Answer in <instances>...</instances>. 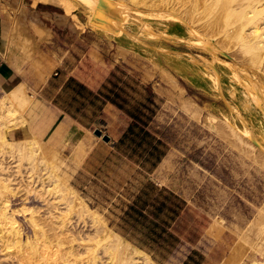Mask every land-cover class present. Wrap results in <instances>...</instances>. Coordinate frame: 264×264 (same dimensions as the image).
Returning <instances> with one entry per match:
<instances>
[{"label": "rangeland", "instance_id": "374dc122", "mask_svg": "<svg viewBox=\"0 0 264 264\" xmlns=\"http://www.w3.org/2000/svg\"><path fill=\"white\" fill-rule=\"evenodd\" d=\"M183 1L95 0V6H91L72 0L74 8L61 11L62 17L73 16L79 32L85 27L88 32L81 37L56 32L60 56L89 55L87 71L108 75L104 82L115 83L110 94L120 108H105L97 118H91L101 120V127L97 123L94 127L107 135L109 142L94 136L91 128L83 137L87 138L85 147L79 143L73 148L68 141L63 142L65 138L61 148L49 147L62 163V178L90 210L103 218L107 229L142 250L156 264H251L254 257L261 263V256L250 245L255 236L245 231L256 218L258 221L264 217V213L258 214L264 204V167L258 163V168L254 161V155L261 151L258 142L264 137V109L245 100L242 80L238 83L233 76L236 69L248 68L232 59L228 50L212 43L210 35L206 38L203 34L205 38L201 36L200 40L189 35L184 23L161 16L168 9L181 10ZM100 3L112 20L97 13ZM108 6H115L119 15ZM26 20L22 13L10 19L14 25L11 54L31 74L23 77L22 84L35 106L30 114L43 116L51 110H37L36 102L52 96L39 93L47 76L43 51L52 47L31 18L30 24L40 38L27 34ZM207 39L211 45L206 44ZM53 57L56 59V55ZM227 63L232 66L228 64L227 68ZM213 71L218 73L217 87ZM250 71L264 84L263 75ZM1 91L0 97L4 93ZM211 116L222 123L226 119L219 129L229 123L237 131L242 130L246 122V128L256 135L257 142L248 141L253 152L240 155L241 148L229 135L226 137L229 128H225L227 132L222 129L225 135L215 131L208 118ZM132 120L135 122L130 123ZM12 151L0 153V159L4 156L0 163L6 167L13 187L18 188L23 179L16 173L17 163L12 164L16 162ZM18 191L10 198L8 208L22 233L27 234L43 214L46 217L48 207L33 194L25 196L21 189ZM162 203L164 206L159 207ZM76 216L69 224L76 241L93 238L95 235H90L100 227L96 224L95 228L85 214ZM240 234L250 237L248 243L246 236L240 240Z\"/></svg>", "mask_w": 264, "mask_h": 264}, {"label": "bare ground", "instance_id": "6f19581e", "mask_svg": "<svg viewBox=\"0 0 264 264\" xmlns=\"http://www.w3.org/2000/svg\"><path fill=\"white\" fill-rule=\"evenodd\" d=\"M35 1L52 4L66 11H70L74 8L72 0ZM80 2L84 3V5L90 4L91 6H95V0H80ZM124 3L125 2H123V4ZM138 6L139 5H137V7ZM114 7L111 6V10L116 15H119L117 12L118 9ZM181 7L179 11H177L178 9L162 11L161 16H164V18L166 17V19L170 21L181 24L184 23L189 35L193 37L197 36L200 40L205 38L202 36L203 34L206 35V38L210 35V40L213 39L212 43H215L218 47L220 46V49L223 47L228 50L232 59L235 57V59H238V61L241 62L240 64L248 68L249 71L251 69L255 74L264 76V0H184ZM175 10L177 13H175ZM173 11L174 14L172 13ZM97 13L103 15L105 20H112L111 17L106 16L108 13L104 10L103 5L99 6ZM122 17L128 19L123 15ZM201 36L203 38H201ZM210 40L207 39L206 44L211 45L212 43H208L211 42ZM213 51L214 50L211 52ZM207 61L209 62V60ZM224 63L226 64V62ZM198 64L201 63H197V65ZM206 64L209 65V63ZM228 64L229 66L231 65L227 63V68ZM209 67H212V65H209ZM247 71L246 69H240L239 71L236 69V73H234L233 76L238 83L242 80L245 100L248 103H253L256 107L264 109V88L260 84L262 82L257 80L258 77H256L257 79L253 78ZM213 72L215 77L212 78H214L213 80L216 85L218 79L216 76L217 72ZM231 93H229V95ZM193 104L191 103L192 106ZM245 105L247 104L245 103ZM195 106L194 104L195 109L199 108ZM33 107L32 96L26 93L25 88L21 84L9 92H4L0 97V153L8 154L11 152L13 153L12 150H15L14 158H16V160L11 156L12 154L9 155L13 158V162L16 161L12 164L17 163L14 165L16 173L22 175L21 178L23 179V183H21V185L19 184L20 187L14 188L11 184L12 180L9 179V175L7 176L6 167L4 166L5 168H3L0 163V264H137L138 261H143V264H156L142 250L132 247L129 242L122 239L110 229H107L103 218L101 219L96 211L90 210L85 202L82 201V198L76 194L77 191L75 192L71 186H69L70 184L66 183L65 180L67 179H65V177V180L62 178L64 175V172H62L60 168L62 163L59 161L60 164L55 158V151L53 152L52 148L46 146L42 138L37 136L33 131L35 116L34 114H30ZM260 108L258 109L260 110ZM237 115L239 116V114ZM208 118L214 126L212 127L220 134L222 133L225 135L226 133L224 134L222 129L224 130L226 127L227 129L229 128L228 132L227 129H225V132L228 133L226 137L230 136L231 141L233 138V143L241 148L242 152L239 149L240 155L241 153L243 154V152L244 154H251V152H253L251 151L252 145L249 144L248 141L257 142L255 141L256 135H254L255 132L253 133L250 128H246L244 125L246 122L243 123L239 120L243 123L242 126L244 128L242 127V130L237 131L232 126H228L229 123H227V125L225 124L226 127L219 129L222 122L213 116ZM17 134H20L21 137L16 138ZM257 136H259V134ZM8 137H10V139H8ZM260 140L261 143L258 142V146L261 148V151L258 149L260 155L252 154L254 155V161L257 163V166L259 163L260 166L264 167V137ZM3 150H7V152H2ZM2 157L4 158V156ZM2 157L0 160H3ZM8 157L7 155L6 158ZM10 161H12V159ZM254 161L253 163H255ZM6 162L3 163L5 164ZM10 171L11 170H9V172ZM19 189L25 193L23 194L25 196L33 194L34 197H38L42 202H46L48 207L47 215L45 214L46 217L43 214V218L38 217L40 219H36L38 222L34 220L36 221L35 226H33L27 234L22 233L23 230L20 229L21 225L20 228L18 227L15 214L8 208L10 207L8 206L10 198L19 194ZM60 205H62L63 208L59 209ZM40 209L39 211H41ZM258 211H260L258 214L261 212L264 213V204ZM83 214L91 219L93 225L97 224L100 229H98L99 232L97 230V233L90 235L91 237L95 235L93 238L84 236L86 238H80L79 243V240L76 241V236L74 237L75 234L71 233L73 231H70L71 228L69 229V224L73 218L72 216L77 215L78 217H83ZM260 219L261 220L257 221L256 218L250 225L248 224L249 227L247 231H245L252 232L248 234H253L255 236L254 242H251L250 245L262 258V262L258 263V260H254V257L251 260L254 264H264V217ZM97 225L95 228H98ZM244 236L247 237L245 241L248 243L250 237L246 234L243 235V237L241 235L239 237L240 240H242ZM251 239L253 241V238ZM74 243H77V245L74 246ZM79 247H81L80 251L78 249Z\"/></svg>", "mask_w": 264, "mask_h": 264}, {"label": "crops", "instance_id": "0c3cea01", "mask_svg": "<svg viewBox=\"0 0 264 264\" xmlns=\"http://www.w3.org/2000/svg\"><path fill=\"white\" fill-rule=\"evenodd\" d=\"M35 2V0H0V89L2 92H9L23 84V77L31 75L26 67H20L19 63L14 61L11 54L13 53L11 35L14 25L10 19H16L20 13L26 14L25 31L27 34L40 38V35L34 31L30 24L34 21L37 30L45 38V42L49 41L48 43L52 47L51 50L43 51L44 61L47 62L44 65L47 76L39 90L43 97L48 96L49 93L52 96L51 99L47 98L36 102L37 110L48 109L51 110V113L43 116L36 113L35 116L34 112L33 131L42 138L46 146H54L59 149L65 138L66 140L63 142L68 141L73 148L79 143L85 147L87 138H83L84 135L90 132L91 128L97 130L94 127L95 123L101 127V120L93 121L91 118L93 116V118H97L105 108L116 110L120 108L114 96L110 94L115 83L104 82L108 77L107 74L93 75L87 71L86 57L89 55L75 53V55L70 54L67 58L60 56L59 53L62 49L58 45L60 39L56 32H68L70 35L74 34V37L80 34L81 37L85 35V31L88 32V28L85 27V30L79 32L72 15L67 18L62 17L60 7L44 2ZM30 18L33 21H29ZM53 55H56V59ZM49 64L53 66H48ZM55 64L56 66H54ZM16 69H19V72ZM34 108L35 106L33 110ZM134 122L132 120L130 123ZM89 154L90 150L86 156Z\"/></svg>", "mask_w": 264, "mask_h": 264}, {"label": "water", "instance_id": "95a60500", "mask_svg": "<svg viewBox=\"0 0 264 264\" xmlns=\"http://www.w3.org/2000/svg\"><path fill=\"white\" fill-rule=\"evenodd\" d=\"M94 136L101 138L103 142H109V137L107 135H103L100 130L93 131Z\"/></svg>", "mask_w": 264, "mask_h": 264}, {"label": "trees", "instance_id": "16d2710c", "mask_svg": "<svg viewBox=\"0 0 264 264\" xmlns=\"http://www.w3.org/2000/svg\"><path fill=\"white\" fill-rule=\"evenodd\" d=\"M163 206H164V204L162 203V204H160V206H159V207H163ZM159 207H158V208H159Z\"/></svg>", "mask_w": 264, "mask_h": 264}]
</instances>
